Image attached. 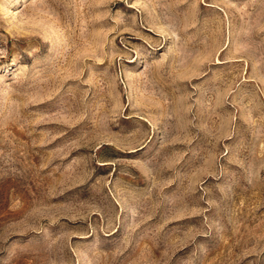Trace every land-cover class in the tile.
I'll use <instances>...</instances> for the list:
<instances>
[{
    "label": "rangeland",
    "instance_id": "obj_1",
    "mask_svg": "<svg viewBox=\"0 0 264 264\" xmlns=\"http://www.w3.org/2000/svg\"><path fill=\"white\" fill-rule=\"evenodd\" d=\"M0 264H264V0H0Z\"/></svg>",
    "mask_w": 264,
    "mask_h": 264
}]
</instances>
